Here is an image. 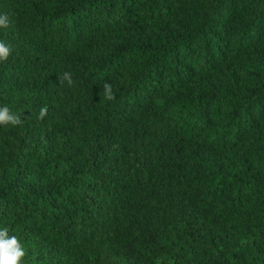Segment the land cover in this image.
I'll return each mask as SVG.
<instances>
[{
	"label": "trees",
	"instance_id": "obj_1",
	"mask_svg": "<svg viewBox=\"0 0 264 264\" xmlns=\"http://www.w3.org/2000/svg\"><path fill=\"white\" fill-rule=\"evenodd\" d=\"M0 14V106L22 119L0 125V228L20 264H264V0Z\"/></svg>",
	"mask_w": 264,
	"mask_h": 264
},
{
	"label": "clouds",
	"instance_id": "obj_2",
	"mask_svg": "<svg viewBox=\"0 0 264 264\" xmlns=\"http://www.w3.org/2000/svg\"><path fill=\"white\" fill-rule=\"evenodd\" d=\"M9 25L7 15L0 14V28H6ZM13 47L10 43L0 41V61H5L12 53ZM65 79L69 84L72 83L70 73H65ZM104 96L106 99H113L112 86L105 83ZM44 110H41L43 116ZM22 123L21 116L14 113L8 106H0V125L17 126ZM25 256V248L20 243L16 235H10L6 228H0V264H20Z\"/></svg>",
	"mask_w": 264,
	"mask_h": 264
}]
</instances>
